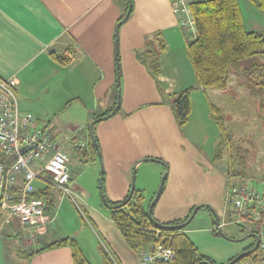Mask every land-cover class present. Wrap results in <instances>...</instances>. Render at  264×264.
Wrapping results in <instances>:
<instances>
[{"label": "crops", "instance_id": "crops-1", "mask_svg": "<svg viewBox=\"0 0 264 264\" xmlns=\"http://www.w3.org/2000/svg\"><path fill=\"white\" fill-rule=\"evenodd\" d=\"M132 1V13L119 25L128 13L125 0H0V79H16L20 113L45 129L61 152L80 147L88 155L87 164L96 166L97 157L103 167V189L97 195L81 187L79 171L73 175L68 168L70 189L81 211L54 189V205L36 233L0 221V238L5 237V244L13 240L16 264H73L68 247L36 252L67 237L75 240L89 264H107L102 251L113 264H140V255L126 246L110 221L103 198L124 200L133 184L132 169L144 166L152 172L142 171L134 190L147 209L166 175L152 209L157 221L183 220L201 206L184 229L201 255L214 264H228L256 244L251 230L242 234L245 227L227 225L220 233L215 229L228 184L258 187L264 181L252 173L254 161L232 162L230 146L216 158L221 131L209 108L222 112L232 147L244 141L235 135V120L239 123L242 116L241 80L230 75L228 86L217 93L194 90L188 122L180 127L164 100L196 83L186 54L196 31L184 15L173 12L171 0ZM238 1L247 31L263 34L264 13L253 0H244L243 6ZM157 34L166 48L154 79L141 57L158 48ZM110 113L90 127L97 117ZM91 132L99 149L95 158L89 149ZM6 253L4 248L0 264H9Z\"/></svg>", "mask_w": 264, "mask_h": 264}, {"label": "trees", "instance_id": "trees-1", "mask_svg": "<svg viewBox=\"0 0 264 264\" xmlns=\"http://www.w3.org/2000/svg\"><path fill=\"white\" fill-rule=\"evenodd\" d=\"M258 9L264 13V0H253ZM127 16L122 17L118 24L124 23L133 11V1L125 0ZM191 16L196 31L195 38L186 45V54L192 66L195 85L180 91L170 97H166L164 102L170 107L178 125L184 126L191 113L190 95L196 89H225L230 82V75L236 76L242 81V71L246 72L243 64L264 55V35L259 32H248L243 19L238 0H207L195 1L190 5ZM158 37V48L146 51L142 56V61L147 65L152 77L155 79L160 72L159 59L163 54L166 45L160 35ZM60 63H66V59L55 58ZM254 74L255 82L253 95L257 103V109L261 115L264 114V64L250 65ZM210 113L212 120L221 131V138L217 146L216 158L229 146L230 159L237 165L245 163L246 150L242 149L243 141L239 145L231 147L232 137L225 132L224 117L222 112L215 106H211ZM118 108L114 109V113ZM113 111V110H112ZM110 114L103 116L104 119ZM100 117H97L99 119ZM103 119V120H104ZM101 121V120H99ZM89 149L92 157L98 156L99 149L96 138L91 132ZM77 156L82 155L84 162H89L88 155L80 147H74ZM245 155V156H244ZM0 163L7 164V158L0 155ZM100 184L102 182L101 174ZM127 197L121 202H111L106 197L103 198L105 206L109 209V218L126 246L137 252L139 255L146 249L160 245L170 248L174 252V259L170 263L155 261L152 264H214L211 260L200 254L198 249L192 244L184 233L182 226L189 216L183 220L170 223H161L153 216L148 215V209L143 204L140 193L136 190L130 191ZM30 198L45 200L47 203L46 212L52 209L55 201L54 188L50 186H36V191ZM211 212V211H210ZM212 214V212H211ZM213 216V214H212ZM215 218V216H213ZM220 233L218 229H216ZM255 246V245H254ZM254 246L250 250L254 249ZM53 247H68L71 251L73 264H89L82 252L72 238H63L46 245L36 251L50 249ZM249 250V251H250ZM30 253L28 257L33 255ZM102 255L107 264H113L105 251ZM264 261V255L257 250L246 253L241 257H234L229 264H239L251 262L257 264Z\"/></svg>", "mask_w": 264, "mask_h": 264}, {"label": "built area", "instance_id": "built-area-1", "mask_svg": "<svg viewBox=\"0 0 264 264\" xmlns=\"http://www.w3.org/2000/svg\"><path fill=\"white\" fill-rule=\"evenodd\" d=\"M195 1L207 0H171L173 12L184 15L193 30L190 5ZM16 86L14 78L0 79V155L8 161L0 163V221L2 226L17 223L36 233L47 209L45 200L30 198L37 185L53 187L81 210L70 189L68 156L54 145L45 129L20 113ZM29 145L33 147L21 154V149ZM227 225L249 228L257 236L259 253L264 255V186H226L225 209L215 229ZM30 235L34 240V234ZM173 259L174 252L160 245L140 254V264L170 263Z\"/></svg>", "mask_w": 264, "mask_h": 264}, {"label": "rangeland", "instance_id": "rangeland-1", "mask_svg": "<svg viewBox=\"0 0 264 264\" xmlns=\"http://www.w3.org/2000/svg\"><path fill=\"white\" fill-rule=\"evenodd\" d=\"M243 1L244 0H240L241 6H243ZM262 33L264 34V32ZM253 62L255 64H262L264 63V57H257L254 60L251 59L250 61L242 65V67L246 68V72L244 70L242 71L241 85H243V89L241 91L240 98H238V103L241 104L242 107L240 108L241 110L240 112L242 113L241 114L242 116L240 117L241 119L239 123L238 121L235 120V122L237 123V125L235 126V135L240 136L244 141L246 140V142H248V143H241L243 147L242 149L247 151L246 156L244 155L245 163L248 161V165H250L254 161V164L252 165V169H251L253 171L252 173H254V175L264 180V114L261 115L258 109L253 107V103L255 102V97L253 95L252 90H254L255 87L252 85L255 82V78H254L255 75L250 72L253 70L249 68V64L251 65ZM211 93H215V92L211 91ZM84 135L86 137L89 134L84 132ZM249 141H252L253 144L250 143ZM232 143L230 145H232ZM239 144L240 143L238 142V144L236 143L235 146ZM66 154L69 157V162L67 163V167L70 168L71 173L73 175L76 174L77 171L81 173V175L78 178L81 187L84 188L85 190H89L93 195H97L99 191L103 189L102 182L101 184L99 183L100 175L103 172V167L100 163L99 158L97 157L95 158L94 162L96 166H93V164H86L83 161L84 158L82 155L76 156L77 154L74 152L73 147H71V150ZM95 167H97L98 172H96ZM144 167L140 168L139 171L137 170V168L132 169L131 178L133 181L134 189L136 186H138V184L136 183L137 176L140 175L142 171L149 170L152 172V170L145 169ZM259 183H262L263 184L262 186H264V181H259ZM78 195L81 196L82 194L78 193ZM149 198L151 197L149 196ZM234 228L242 230V228L237 226H234ZM248 230L250 231L249 228L245 229L242 234L246 235L247 234L246 231ZM4 238H5L4 236L0 238V254L3 256V250L5 248L7 252L5 258L8 259L9 264H16L17 261L13 255V249H12L14 242L13 240L12 242L5 240L6 241L5 244V242L3 241ZM18 264H21V262Z\"/></svg>", "mask_w": 264, "mask_h": 264}, {"label": "water", "instance_id": "water-1", "mask_svg": "<svg viewBox=\"0 0 264 264\" xmlns=\"http://www.w3.org/2000/svg\"><path fill=\"white\" fill-rule=\"evenodd\" d=\"M112 114H113V112H112ZM104 119V117H102V118H99V119H97V120H94L93 122H92V124L90 125V127H92L93 126V124L95 123V122H97V121H99V120H103ZM33 147V145H29V146H26V147H23L22 149H21V154H24L25 152H27L29 149H31ZM99 155V154H98ZM147 159H145V160H143V161H146ZM149 161H152V159H148ZM147 160V161H148ZM165 174L164 175H162V178H161V182H160V185H159V187H158V189H157V192H156V194H155V196H154V198L152 199V201L150 202V204H149V207H148V215L150 216L151 215V212H152V209H153V207H154V204L156 203V201L158 200V198H159V196H160V194H161V191H162V187H163V183H164V179H165ZM134 189V186H133V184H132V186H131V191ZM131 193V192H130ZM201 208V206H199V207H195L194 208V210L192 211V213H191V215H190V217L188 218V220L185 222V223H183L182 224V226L183 227H185L192 219H193V217L195 216V214L197 213V211L199 210ZM217 224H218V222H217ZM250 237L251 238H254L255 240H256V244H255V246H254V249L253 250H250V251H248V252H244L243 254H241V255H239L238 257H241V256H243V255H245L246 253H253L254 251H256L257 250V247H258V241H257V236L255 235V234H251L250 235ZM237 257V258H238ZM200 264H207L206 262H202V263H200ZM229 264V263H228Z\"/></svg>", "mask_w": 264, "mask_h": 264}]
</instances>
